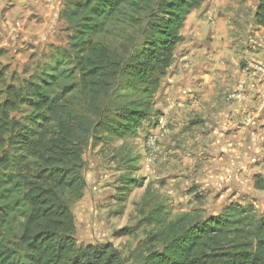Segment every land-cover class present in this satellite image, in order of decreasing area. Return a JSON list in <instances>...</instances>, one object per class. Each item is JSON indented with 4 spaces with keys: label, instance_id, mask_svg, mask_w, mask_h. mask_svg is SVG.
<instances>
[{
    "label": "trees",
    "instance_id": "obj_1",
    "mask_svg": "<svg viewBox=\"0 0 264 264\" xmlns=\"http://www.w3.org/2000/svg\"><path fill=\"white\" fill-rule=\"evenodd\" d=\"M203 2L65 0L67 48L0 91V264H126L111 244L76 245L68 200L83 196L90 143L133 137L155 119L153 98L180 32ZM256 2L253 22L264 29V0ZM124 27L135 34L127 33L120 51L100 40ZM21 111L27 115L17 117ZM138 264H264V210L256 218L229 205L217 217L174 228Z\"/></svg>",
    "mask_w": 264,
    "mask_h": 264
},
{
    "label": "rangeland",
    "instance_id": "obj_2",
    "mask_svg": "<svg viewBox=\"0 0 264 264\" xmlns=\"http://www.w3.org/2000/svg\"><path fill=\"white\" fill-rule=\"evenodd\" d=\"M64 3L0 0V91L3 85L17 86L38 74L56 49L67 48L70 32L60 17ZM256 5V0H204L180 32L169 73L182 76L191 48L199 45L215 53L217 46L232 52L241 38L247 53H253L262 38L254 30ZM127 33L133 36L135 31L111 29L100 40L120 51ZM180 56L187 57L181 66ZM242 57L238 66L245 70L249 57ZM162 82L153 98L155 119L144 121L133 137L103 138L84 150L86 188L79 200H68L76 245L111 244L126 264H138L148 250H161L162 239L172 229L217 217L229 205L248 208L256 218L264 210V97L260 110L255 107L259 94L247 100L242 110L246 120L241 116L236 122V128L244 127L239 131L219 135L218 118L211 120L215 127L208 130L204 121L196 123L197 117L185 110L182 128L167 137L162 131ZM263 87L264 83V95ZM242 90L236 89L237 99H245ZM151 135L157 140L148 148ZM21 222L14 219L16 233Z\"/></svg>",
    "mask_w": 264,
    "mask_h": 264
},
{
    "label": "crops",
    "instance_id": "obj_3",
    "mask_svg": "<svg viewBox=\"0 0 264 264\" xmlns=\"http://www.w3.org/2000/svg\"><path fill=\"white\" fill-rule=\"evenodd\" d=\"M254 30L259 36H262L257 40L258 49L250 53L254 57H251L244 48V39L238 38L232 52L225 46H217L220 50L216 53L210 50L208 46L192 47L190 61H186L180 77H176L175 74L171 75L170 69L168 70V74L162 82V131L167 137L182 128L185 110H188V116L197 117L196 123H199L198 120L204 121L208 130L215 127L211 120L218 118L222 125H219L217 130L219 135H228L234 129L239 131L244 128L243 126L236 128L238 125L236 122L241 116L243 118V107L249 105L247 100L252 98L251 95H260V97L257 95V98L261 101L255 104V107L260 110L264 97L261 92L264 83V29L255 26ZM208 40V38L205 39L206 42ZM249 40L253 42L250 36ZM224 49L227 50L224 51ZM242 54L247 58L249 57L246 59L249 67L245 70H240L238 66ZM246 57H242V59ZM186 58L180 56L181 63L179 66L185 63ZM251 60L255 63H252ZM252 86L254 87L251 88ZM239 87L243 89L244 100L237 99L238 96L235 94ZM227 103L228 105H226ZM228 118L233 121L226 120Z\"/></svg>",
    "mask_w": 264,
    "mask_h": 264
},
{
    "label": "built area",
    "instance_id": "obj_4",
    "mask_svg": "<svg viewBox=\"0 0 264 264\" xmlns=\"http://www.w3.org/2000/svg\"><path fill=\"white\" fill-rule=\"evenodd\" d=\"M156 140H157V137L155 135L154 136L153 135L149 136L146 139V145H147V147L148 148H152L154 146Z\"/></svg>",
    "mask_w": 264,
    "mask_h": 264
}]
</instances>
